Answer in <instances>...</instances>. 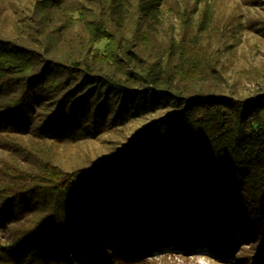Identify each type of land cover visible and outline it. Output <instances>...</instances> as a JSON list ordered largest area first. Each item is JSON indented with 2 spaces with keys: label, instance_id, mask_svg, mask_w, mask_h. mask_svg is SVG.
<instances>
[{
  "label": "trees",
  "instance_id": "obj_1",
  "mask_svg": "<svg viewBox=\"0 0 264 264\" xmlns=\"http://www.w3.org/2000/svg\"><path fill=\"white\" fill-rule=\"evenodd\" d=\"M214 19L208 0H0V264L264 250V54L226 76Z\"/></svg>",
  "mask_w": 264,
  "mask_h": 264
},
{
  "label": "rangeland",
  "instance_id": "obj_2",
  "mask_svg": "<svg viewBox=\"0 0 264 264\" xmlns=\"http://www.w3.org/2000/svg\"><path fill=\"white\" fill-rule=\"evenodd\" d=\"M181 7L191 8L195 0H177ZM213 4L214 23L208 33V41L215 43L217 54L224 64V73L230 78L241 76L243 70L250 65H257L263 59L264 40L244 27L246 21L264 20V0H208ZM171 2V1H170ZM256 2V3H251ZM196 6V5H195ZM201 9V4L196 6ZM199 11V10H198ZM197 11V12H198ZM197 12L192 18H196ZM170 21L179 25L178 17L172 11ZM166 20V28L171 22ZM175 28V27H174ZM244 87V86H243ZM128 127L123 131L124 135L131 133ZM106 138L112 140L109 144ZM117 135L114 133L103 134L102 139H94L89 143L80 145L81 152H87L92 157H103L109 150L116 145ZM78 149L77 146L69 147L68 150ZM234 248L231 256L213 253L207 246H202L195 251L183 252L177 249L176 245L163 248L160 251L150 252L149 258L158 261L161 264H237L238 257L245 259L246 255L253 256L257 260L247 259L246 264H264V250L258 248L255 253L248 250L249 242H240ZM238 256V257H237ZM249 258V257H248ZM165 259V260H164Z\"/></svg>",
  "mask_w": 264,
  "mask_h": 264
}]
</instances>
